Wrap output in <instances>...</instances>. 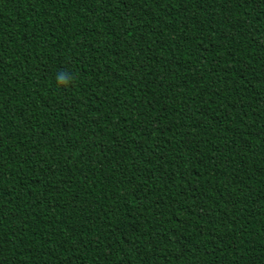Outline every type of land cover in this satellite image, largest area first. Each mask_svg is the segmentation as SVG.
Here are the masks:
<instances>
[{"label": "trees", "instance_id": "trees-1", "mask_svg": "<svg viewBox=\"0 0 264 264\" xmlns=\"http://www.w3.org/2000/svg\"><path fill=\"white\" fill-rule=\"evenodd\" d=\"M0 264H264V0H0Z\"/></svg>", "mask_w": 264, "mask_h": 264}, {"label": "clouds", "instance_id": "clouds-1", "mask_svg": "<svg viewBox=\"0 0 264 264\" xmlns=\"http://www.w3.org/2000/svg\"><path fill=\"white\" fill-rule=\"evenodd\" d=\"M57 80H58L59 83H65L66 82L65 81V77L63 75L58 76Z\"/></svg>", "mask_w": 264, "mask_h": 264}]
</instances>
